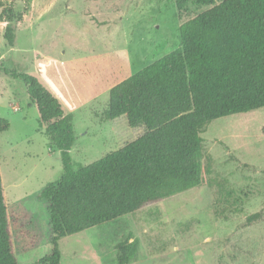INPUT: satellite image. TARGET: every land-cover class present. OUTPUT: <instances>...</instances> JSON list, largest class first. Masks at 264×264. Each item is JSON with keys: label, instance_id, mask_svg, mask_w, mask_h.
Instances as JSON below:
<instances>
[{"label": "rangeland", "instance_id": "obj_1", "mask_svg": "<svg viewBox=\"0 0 264 264\" xmlns=\"http://www.w3.org/2000/svg\"><path fill=\"white\" fill-rule=\"evenodd\" d=\"M220 1H217L219 3ZM26 10L14 45L0 20V172L21 264L52 252L49 202L39 194L63 176L26 87L9 72L36 76L74 124L71 155L88 165L136 140L143 124L105 117L112 87L181 46L180 26L211 5L194 0H0ZM197 187L59 241L61 264H119L117 245L139 240L129 264H264V108L210 121L201 133Z\"/></svg>", "mask_w": 264, "mask_h": 264}, {"label": "trees", "instance_id": "obj_2", "mask_svg": "<svg viewBox=\"0 0 264 264\" xmlns=\"http://www.w3.org/2000/svg\"><path fill=\"white\" fill-rule=\"evenodd\" d=\"M190 0H176L183 7ZM211 5L180 26L181 46L111 88L105 117L125 115L146 132L88 165L75 162L74 124L58 98L34 75L9 72L26 87L51 144L60 152L63 176L39 194L49 202L52 252L41 264H61L62 237L133 214L143 207L197 187L202 168L201 133L213 120L264 108V0H194ZM217 1H220L217 3ZM26 10L5 5L4 38L14 45ZM9 128L0 119V132ZM0 172V264H21L11 232ZM264 220L257 211L251 226ZM139 240L117 245L119 264H129Z\"/></svg>", "mask_w": 264, "mask_h": 264}]
</instances>
